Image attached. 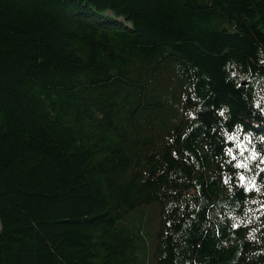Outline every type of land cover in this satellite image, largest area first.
<instances>
[{
    "label": "trees",
    "instance_id": "1",
    "mask_svg": "<svg viewBox=\"0 0 264 264\" xmlns=\"http://www.w3.org/2000/svg\"><path fill=\"white\" fill-rule=\"evenodd\" d=\"M262 159L264 0H0V264H264Z\"/></svg>",
    "mask_w": 264,
    "mask_h": 264
},
{
    "label": "rangeland",
    "instance_id": "2",
    "mask_svg": "<svg viewBox=\"0 0 264 264\" xmlns=\"http://www.w3.org/2000/svg\"><path fill=\"white\" fill-rule=\"evenodd\" d=\"M130 216V219H132V225L142 227L143 237L148 244V251H146V261L147 264H152V260L154 259V251L156 248V232L160 227L159 203L155 202L138 208Z\"/></svg>",
    "mask_w": 264,
    "mask_h": 264
},
{
    "label": "snow or ice",
    "instance_id": "3",
    "mask_svg": "<svg viewBox=\"0 0 264 264\" xmlns=\"http://www.w3.org/2000/svg\"><path fill=\"white\" fill-rule=\"evenodd\" d=\"M229 152H231V149H229ZM242 154H243V153H241V155H242ZM252 158H253V159H256V156L253 155ZM233 159H235V157H233ZM246 159H247V158H246ZM261 162L264 163V159H262ZM235 167L242 168V169H248V164L245 163V162H243V161H241V162L237 163V164L235 165ZM261 171H264V169H261ZM241 180H243V175H241ZM253 187H255V185H253ZM246 190H250V189H246Z\"/></svg>",
    "mask_w": 264,
    "mask_h": 264
}]
</instances>
